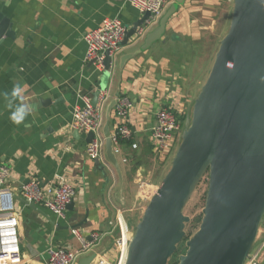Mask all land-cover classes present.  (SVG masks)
<instances>
[{"label": "crops", "instance_id": "1", "mask_svg": "<svg viewBox=\"0 0 264 264\" xmlns=\"http://www.w3.org/2000/svg\"><path fill=\"white\" fill-rule=\"evenodd\" d=\"M230 6L231 0H171L162 17L175 10L161 37L146 45L159 21L141 37L122 43L111 69L101 71L84 60L85 34L107 17L132 27L142 14L129 2L0 0V20L8 18L12 29V36H3L0 45V92L22 83L25 102L36 105L23 124L15 125L0 98V163L11 170L6 187L18 195L31 178L44 190L62 179L76 192L64 218L41 205L14 199L26 264H48L50 248H79V236L88 240L94 233L99 238L75 264L90 255H95L91 264L100 258L117 263L120 224L131 225L124 213L136 204L135 193L143 191L130 185V168L137 184L143 181L142 173L147 171L143 164L149 158L164 166L167 160L157 158L152 149L156 114L161 107L189 111L204 84V65L209 64L214 45L209 37L221 30L220 25L225 28L228 14L230 22ZM219 13L224 17L218 18ZM100 88L107 90L102 108L106 144L97 163L86 154L88 135L72 129L71 123L74 107L84 105L82 97L94 101ZM120 96L132 103L127 120L132 135L113 143L111 151L108 139L116 135L120 123L114 102ZM257 241L264 243V224ZM127 251L126 245L120 264L125 263ZM258 260L264 264V248Z\"/></svg>", "mask_w": 264, "mask_h": 264}, {"label": "water", "instance_id": "2", "mask_svg": "<svg viewBox=\"0 0 264 264\" xmlns=\"http://www.w3.org/2000/svg\"><path fill=\"white\" fill-rule=\"evenodd\" d=\"M173 10L147 36V46L164 33ZM149 16L143 13L128 28L123 44ZM6 35L12 36V29L2 17L0 45ZM104 64L109 71L108 54ZM87 135L90 142L94 134ZM108 144L112 151L111 138ZM206 174L202 222L179 264H244L264 224V0H233L229 29L192 101L171 165L133 226L124 264H168L186 236L190 217L184 208ZM12 198L36 206L19 194ZM94 258L83 257L78 264Z\"/></svg>", "mask_w": 264, "mask_h": 264}, {"label": "built area", "instance_id": "3", "mask_svg": "<svg viewBox=\"0 0 264 264\" xmlns=\"http://www.w3.org/2000/svg\"><path fill=\"white\" fill-rule=\"evenodd\" d=\"M125 1L136 7L141 14L150 13L149 18L139 27L137 37L144 35L152 25H156L160 21L166 7L171 2V0ZM127 30V25L121 19L117 17L105 18L100 25L85 34L84 38L87 44L84 56L85 62L94 65L101 71L104 70L107 54L113 61L114 56L121 48ZM82 98L84 99V105L74 107L71 128L86 134L91 132L94 134L93 139L87 145L86 154L91 159H101L102 149L106 144V137L102 133V108L107 99V90L105 88L98 90L97 102H94L88 96ZM114 106L120 123L116 135L111 139L114 144H117L121 138H128L132 135V130L127 122L132 103L128 97L120 96L116 99ZM188 112L176 110L172 107H161L158 110L156 122L151 128L152 149L157 158L162 157L168 160L172 154L175 155L181 142ZM134 147H136L135 144ZM10 174V168L0 163V264H26L21 248L20 222L15 210L14 199L12 198L11 202L9 201L10 195L12 196L13 193L6 187V181ZM18 194L28 202L41 205L56 216L64 218L76 192L70 183L62 179L44 190L36 178H31L21 187ZM120 227L122 233L117 244L119 259L116 264H120L122 259L125 239L128 247L133 235L129 232L128 225L124 227L121 222ZM72 230L75 235L78 234L76 229ZM98 238V233L92 234L91 239L88 240L79 236L82 243L79 248L74 246L50 248L48 251V264H75L83 254L92 248ZM263 248L264 243L256 251L253 248L244 264H260L258 259ZM96 264L110 263L106 259L100 258Z\"/></svg>", "mask_w": 264, "mask_h": 264}, {"label": "rangeland", "instance_id": "4", "mask_svg": "<svg viewBox=\"0 0 264 264\" xmlns=\"http://www.w3.org/2000/svg\"><path fill=\"white\" fill-rule=\"evenodd\" d=\"M232 10H233V0H231V6H230L229 12L232 13ZM221 14L220 13L218 14V18H220V19L222 17H224V15H221ZM228 16H230V14L227 15V22L225 24V28H224L223 24H222V26L220 25L221 30L218 29L219 27H217L216 29H218V30H216V32L214 34L215 36H213V34H212L209 37L210 42H213L214 45H213V48L211 49L209 64H207V62H206L204 65V74L205 75H204V77H201L202 78L201 79L202 84L205 83V81L208 77V74L210 72V69L212 67V64H213V61L215 58V53L218 50L219 46L218 45L216 46V44L226 35V33L229 29L230 22L228 20ZM208 44H209V42H208ZM197 49L199 51L200 47H198ZM173 156L174 155L172 154L169 157V159L164 163V166L157 164L151 158H149L148 161L143 164L147 170L146 172L142 173L143 181L145 180L148 182H153L155 184V187L154 186L148 187V186H146L147 184H145V182H143V181H141L137 184L134 183V180L132 177V174L134 171H131L133 169L130 168V172H129L130 175L128 177L130 185H132L135 190H140V189L143 190L142 192L138 191L137 193H135V194H137L136 195V198H137L136 204L134 205V207H130L131 210H128L124 213L126 220H128L127 222H129V221L131 222V227L129 230L131 235L134 233L133 226H135L139 222L149 200L151 199V197L153 196V194L157 190V188H158V186L162 180V177L164 176L166 171L169 169ZM208 185H209V179H208V174H206L204 176V178L201 180V182L198 184V186L196 187V189L193 192L190 200L188 201L186 207L184 208L185 215L190 217V221L186 224V236L183 239V241L178 245V249H177L176 253L170 258L168 264H179V256L182 254H185L187 251V245H186L187 240L191 236H193V234L199 229L200 224L202 222V218H203V208H204L205 202H206ZM127 224H129V223H127ZM260 246H261V242L256 241V243L253 247L254 251H256ZM123 251H124V248H123Z\"/></svg>", "mask_w": 264, "mask_h": 264}, {"label": "clouds", "instance_id": "5", "mask_svg": "<svg viewBox=\"0 0 264 264\" xmlns=\"http://www.w3.org/2000/svg\"><path fill=\"white\" fill-rule=\"evenodd\" d=\"M26 85L15 83L10 91L0 92V98L10 109L9 120L15 125H21L35 112L36 105L25 102Z\"/></svg>", "mask_w": 264, "mask_h": 264}, {"label": "bare ground", "instance_id": "6", "mask_svg": "<svg viewBox=\"0 0 264 264\" xmlns=\"http://www.w3.org/2000/svg\"><path fill=\"white\" fill-rule=\"evenodd\" d=\"M125 225H126V224H125ZM124 242H125V246H126V245H127V243H126V239H125V241H124ZM125 246H124V249H125Z\"/></svg>", "mask_w": 264, "mask_h": 264}]
</instances>
